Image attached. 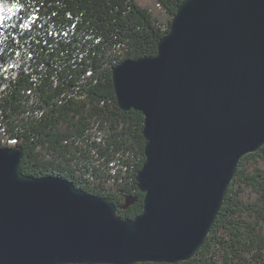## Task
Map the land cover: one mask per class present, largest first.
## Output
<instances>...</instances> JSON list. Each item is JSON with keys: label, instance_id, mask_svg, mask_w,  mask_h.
I'll return each mask as SVG.
<instances>
[{"label": "water", "instance_id": "obj_1", "mask_svg": "<svg viewBox=\"0 0 264 264\" xmlns=\"http://www.w3.org/2000/svg\"><path fill=\"white\" fill-rule=\"evenodd\" d=\"M145 115L144 210L21 168L0 148V264L178 262L204 244L240 160L264 145V0H184L155 55L113 69Z\"/></svg>", "mask_w": 264, "mask_h": 264}, {"label": "trees", "instance_id": "obj_2", "mask_svg": "<svg viewBox=\"0 0 264 264\" xmlns=\"http://www.w3.org/2000/svg\"><path fill=\"white\" fill-rule=\"evenodd\" d=\"M183 1L0 0V148L21 149L25 174L141 214L145 115L120 107L113 69L155 55ZM134 264H264V145L240 160L193 257Z\"/></svg>", "mask_w": 264, "mask_h": 264}]
</instances>
